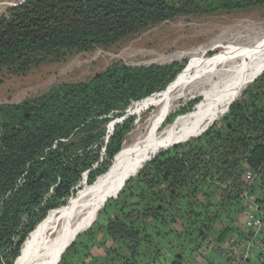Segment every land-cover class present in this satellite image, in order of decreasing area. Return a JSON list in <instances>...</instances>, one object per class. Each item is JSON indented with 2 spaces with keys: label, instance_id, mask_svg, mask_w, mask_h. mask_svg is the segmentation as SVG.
I'll return each mask as SVG.
<instances>
[{
  "label": "trees",
  "instance_id": "obj_1",
  "mask_svg": "<svg viewBox=\"0 0 264 264\" xmlns=\"http://www.w3.org/2000/svg\"><path fill=\"white\" fill-rule=\"evenodd\" d=\"M261 7L264 0H26L0 18V88L6 77L183 16ZM183 68L118 63L88 82L0 105V264H17L51 214L106 177L135 128L129 109L169 91ZM161 149L54 264H181L209 238L244 235L248 205L264 193V72L205 133Z\"/></svg>",
  "mask_w": 264,
  "mask_h": 264
},
{
  "label": "bare ground",
  "instance_id": "obj_2",
  "mask_svg": "<svg viewBox=\"0 0 264 264\" xmlns=\"http://www.w3.org/2000/svg\"><path fill=\"white\" fill-rule=\"evenodd\" d=\"M227 35L224 34V38L212 46L214 50H225L224 53L191 76L176 80L171 92L163 94L155 103L160 105V109L148 120L145 132H140L117 155L105 178L80 193L70 206L53 213L43 222L17 264H54L73 240L94 224L107 198L121 192L126 182L138 175L155 149L200 136L199 133L216 120L215 115L221 110L225 114L231 103L264 72V30L247 27L243 32ZM202 57L200 51L195 52V62ZM172 92H176V98L171 97ZM190 95L203 98L197 110L159 131L177 100Z\"/></svg>",
  "mask_w": 264,
  "mask_h": 264
},
{
  "label": "rangeland",
  "instance_id": "obj_3",
  "mask_svg": "<svg viewBox=\"0 0 264 264\" xmlns=\"http://www.w3.org/2000/svg\"><path fill=\"white\" fill-rule=\"evenodd\" d=\"M25 1L0 0V18L8 9L19 6ZM247 27L264 30V7L244 12L219 13L212 16H183L138 33L107 49L96 48L89 53L75 54L65 63H48L31 70L26 75L6 77L4 84L0 88V105L20 104L33 96L45 94L59 85L88 82L118 63L137 68L178 63L184 67L183 74L180 77L191 76L203 65L219 58L224 53L225 50L223 49L214 50V47H212L213 43L221 39L224 34H228L227 36L235 35V33L243 32ZM197 51H200L203 57L198 62H195L194 54ZM171 88L165 93L171 92ZM165 93L135 104L129 109V115L136 116L137 121L125 146L131 144L140 132H145L144 128L148 120L160 109V105L155 103ZM171 97L176 98V92H172ZM202 100L203 98L197 95H190L177 100L168 118L172 115H177L187 108L190 103L196 101L201 103ZM223 112L224 110H221L215 115V121H220L228 110L225 114ZM167 120L159 131L166 128ZM207 129L202 130L199 134H202ZM109 130L112 131V128L110 127ZM188 141L179 143L183 144ZM179 143L170 145L160 151L168 150Z\"/></svg>",
  "mask_w": 264,
  "mask_h": 264
},
{
  "label": "built area",
  "instance_id": "obj_4",
  "mask_svg": "<svg viewBox=\"0 0 264 264\" xmlns=\"http://www.w3.org/2000/svg\"><path fill=\"white\" fill-rule=\"evenodd\" d=\"M251 178L247 172L246 180ZM243 230L244 235L207 239L181 264H264V193L248 205Z\"/></svg>",
  "mask_w": 264,
  "mask_h": 264
},
{
  "label": "water",
  "instance_id": "obj_5",
  "mask_svg": "<svg viewBox=\"0 0 264 264\" xmlns=\"http://www.w3.org/2000/svg\"><path fill=\"white\" fill-rule=\"evenodd\" d=\"M253 82H254V81H253ZM229 108H230V107H229ZM228 110H229V109H228ZM210 127H211V126H210ZM207 130H208V129H207ZM207 130H206V131H207ZM206 131H205V132H206ZM205 132H204V133H205ZM201 135H202V134H201ZM198 137H199V136H198ZM179 144H180V143H179ZM176 145H178V144H176ZM129 180H130V179H129ZM129 180H128V181H129ZM128 181H127V182H128ZM127 182H126V183H127ZM125 185H126V184H125ZM125 185H124V186H125ZM118 195H119V194H118ZM118 195H117L115 198H117Z\"/></svg>",
  "mask_w": 264,
  "mask_h": 264
}]
</instances>
